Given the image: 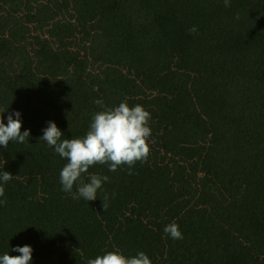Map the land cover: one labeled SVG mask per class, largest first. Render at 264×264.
I'll use <instances>...</instances> for the list:
<instances>
[{"label":"trees","instance_id":"obj_1","mask_svg":"<svg viewBox=\"0 0 264 264\" xmlns=\"http://www.w3.org/2000/svg\"><path fill=\"white\" fill-rule=\"evenodd\" d=\"M97 99L150 113V153L131 174L91 166L86 182L109 181L74 199L66 161L40 138L48 121L61 139L84 136ZM3 111L30 137L0 145V174L13 175L0 181V256L27 244L30 264L115 249L152 264H264V0H0Z\"/></svg>","mask_w":264,"mask_h":264},{"label":"clouds","instance_id":"obj_2","mask_svg":"<svg viewBox=\"0 0 264 264\" xmlns=\"http://www.w3.org/2000/svg\"><path fill=\"white\" fill-rule=\"evenodd\" d=\"M224 5L229 7L230 0H224ZM189 31L196 33L197 28L193 26ZM94 103L101 106V110L93 115L89 130L84 136L61 139L63 133L57 124L48 121V126L43 129V136L40 138L66 161L60 171L63 191L72 192L75 185L77 191L73 193V198L82 197L87 201L96 200L97 191L101 189L103 182L109 181L107 175L91 174L86 182L84 176L91 166L106 164L109 171L114 172L118 167L127 165L131 174L132 166L137 161L146 162L150 153L148 138L151 136V128L148 124L151 117L142 105L129 106L127 102H121L118 106L108 107L100 99ZM5 111L0 113V145L8 148L10 141L25 142V139L30 137V130L21 132L22 121L19 111L9 113L5 124L3 121ZM12 176L10 172L4 171L0 174V181L6 183ZM4 193L5 188L0 184V196ZM107 200V195L101 199L105 211L108 207ZM4 203L6 201L0 200V204ZM164 232L173 239L183 238L176 223L168 224ZM13 250L20 255L13 256L6 252L0 256V264H30L33 252L30 245H17ZM87 264H152V261L143 251L126 257L119 249H115L97 255Z\"/></svg>","mask_w":264,"mask_h":264}]
</instances>
